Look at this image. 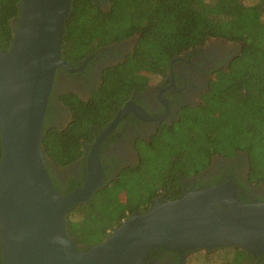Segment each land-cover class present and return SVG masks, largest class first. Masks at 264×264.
<instances>
[{
	"label": "trees",
	"instance_id": "16d2710c",
	"mask_svg": "<svg viewBox=\"0 0 264 264\" xmlns=\"http://www.w3.org/2000/svg\"><path fill=\"white\" fill-rule=\"evenodd\" d=\"M20 3L0 0L1 49L11 45ZM136 32L142 34L136 51L121 69L105 70L88 99L62 97L72 114L67 126L51 127L45 116L46 165L49 160L65 167L80 159L84 143L95 138L94 127L109 124L135 87L144 89L155 76L165 75L172 58L210 38L238 42L240 48L229 66L213 74L197 106L182 108L178 121L163 125L150 141L137 142V165L106 180L90 203L71 210L68 233L83 252L107 239L127 217L147 212L156 199L182 197L184 180L203 173L216 155L246 152L249 183L264 184V0H112L108 12L91 0H75L65 24L63 57L81 59ZM239 197L245 203L264 201L244 192ZM195 253L213 264H255L258 259L264 264V256L255 258L240 248Z\"/></svg>",
	"mask_w": 264,
	"mask_h": 264
},
{
	"label": "water",
	"instance_id": "95a60500",
	"mask_svg": "<svg viewBox=\"0 0 264 264\" xmlns=\"http://www.w3.org/2000/svg\"><path fill=\"white\" fill-rule=\"evenodd\" d=\"M74 1L21 0L11 45L0 48L1 264H142L155 248L178 252L181 264L188 253L228 247L264 256V201L243 202L232 182L167 202L158 199L85 252L70 237L67 216L103 186L100 138L92 146L84 183L67 194L56 189L42 147L56 69L69 68L62 41Z\"/></svg>",
	"mask_w": 264,
	"mask_h": 264
},
{
	"label": "flooded vegetation",
	"instance_id": "af4514ba",
	"mask_svg": "<svg viewBox=\"0 0 264 264\" xmlns=\"http://www.w3.org/2000/svg\"><path fill=\"white\" fill-rule=\"evenodd\" d=\"M91 1L102 11H111L112 0ZM141 38L142 34L136 32L121 41L101 46L76 60L63 57L62 53V59L69 68L59 66L56 69L46 124L51 127L67 126L72 120V114L70 108L62 101V97L71 94L81 100L88 99L93 88L102 83L104 71L121 69L136 51ZM239 48L238 42L210 38L202 47L172 58L165 75L155 76L144 89L135 87L131 97L116 108V114L109 124L94 127L95 138L92 142L84 143L85 154L80 159L65 167L47 161L46 166L58 192L67 194L71 187L74 190L82 186L88 171L92 146L97 138H100L99 156L103 169V185L106 180L109 183L117 179L124 168L137 165L139 163L137 142L150 141L163 125L170 126L178 121L182 108L197 106L201 95L208 89L213 74L229 66ZM126 106L127 112L123 113L111 132L101 136ZM159 118L161 120H158ZM248 172L249 160L246 152L237 151L231 158L216 155L203 173L184 180V193L232 182L237 186L238 194L244 192L252 199L261 197L264 200V184H250ZM155 249L145 256L142 264H181L178 252L163 248ZM193 253L195 252L187 254L183 264H188ZM255 264L263 263L258 259Z\"/></svg>",
	"mask_w": 264,
	"mask_h": 264
},
{
	"label": "rangeland",
	"instance_id": "374dc122",
	"mask_svg": "<svg viewBox=\"0 0 264 264\" xmlns=\"http://www.w3.org/2000/svg\"><path fill=\"white\" fill-rule=\"evenodd\" d=\"M217 256H215L216 258ZM188 264H213L209 260H204L203 256L198 255V253H193L188 260Z\"/></svg>",
	"mask_w": 264,
	"mask_h": 264
}]
</instances>
